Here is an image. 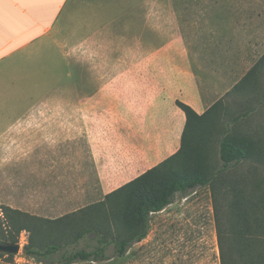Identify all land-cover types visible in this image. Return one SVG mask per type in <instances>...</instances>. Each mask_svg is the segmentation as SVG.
<instances>
[{
  "label": "crops",
  "instance_id": "0c3cea01",
  "mask_svg": "<svg viewBox=\"0 0 264 264\" xmlns=\"http://www.w3.org/2000/svg\"><path fill=\"white\" fill-rule=\"evenodd\" d=\"M196 1L0 0V96L48 90L107 196L178 152V101L202 115L264 55V0Z\"/></svg>",
  "mask_w": 264,
  "mask_h": 264
},
{
  "label": "rangeland",
  "instance_id": "374dc122",
  "mask_svg": "<svg viewBox=\"0 0 264 264\" xmlns=\"http://www.w3.org/2000/svg\"><path fill=\"white\" fill-rule=\"evenodd\" d=\"M43 74L32 71L28 75L36 81ZM55 75L51 72L43 77L51 81ZM16 86L3 87L0 96V241L17 236L2 212L3 207H10L27 216L36 240L47 242L63 231L62 225L55 226L52 221L103 202L105 196L95 177L87 140L81 134L72 135L70 114L63 112V105L43 103L48 90L39 88H32L27 103V97L22 95L24 89ZM221 99L212 114L218 113L219 129L226 120L257 105L248 118L238 123V131L258 140L264 150V65L245 87ZM63 115L67 118L63 119ZM213 149L216 152V141ZM214 159L216 162V153ZM233 177L257 183L264 196V161L247 162ZM151 226L149 236L135 244L124 258L79 264H220L210 188L177 196L164 211L152 216ZM64 237L68 239L70 232ZM30 238L29 229L23 230L18 235L19 254L12 260L0 259V264H39L23 253Z\"/></svg>",
  "mask_w": 264,
  "mask_h": 264
},
{
  "label": "trees",
  "instance_id": "16d2710c",
  "mask_svg": "<svg viewBox=\"0 0 264 264\" xmlns=\"http://www.w3.org/2000/svg\"><path fill=\"white\" fill-rule=\"evenodd\" d=\"M262 65L264 55L227 95L245 87ZM221 102L222 99L200 115L178 101L177 106L186 117L178 152L108 194L103 202L52 221L55 226L62 225L63 231L47 242L32 236L34 230L25 214L3 207L4 219L9 220L17 236L4 237L0 244L19 245L18 235L29 229L31 238L23 253L39 264L104 263L121 259L149 236L154 214L164 211L177 196L208 187L213 197L220 264H264V196L259 193L257 183L245 177L241 180L233 177L247 162L264 161V150L258 140L238 131V123L248 118L257 105L226 120L219 129L218 113L212 114ZM103 210L108 213L103 214ZM76 219H79L77 225ZM2 225L0 216V229ZM69 232L66 239L64 235ZM14 257L0 252V259Z\"/></svg>",
  "mask_w": 264,
  "mask_h": 264
},
{
  "label": "water",
  "instance_id": "95a60500",
  "mask_svg": "<svg viewBox=\"0 0 264 264\" xmlns=\"http://www.w3.org/2000/svg\"><path fill=\"white\" fill-rule=\"evenodd\" d=\"M0 252L8 255H17L20 252V246L17 245H3L0 244Z\"/></svg>",
  "mask_w": 264,
  "mask_h": 264
}]
</instances>
